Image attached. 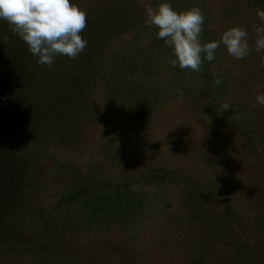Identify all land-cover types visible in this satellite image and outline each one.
<instances>
[{"label": "rangeland", "instance_id": "1", "mask_svg": "<svg viewBox=\"0 0 264 264\" xmlns=\"http://www.w3.org/2000/svg\"><path fill=\"white\" fill-rule=\"evenodd\" d=\"M71 2L87 46L51 66L0 20V162L26 174L0 196V264H264V51L172 68L145 26L161 0ZM170 2L201 9L202 42L252 45L264 10Z\"/></svg>", "mask_w": 264, "mask_h": 264}, {"label": "clouds", "instance_id": "2", "mask_svg": "<svg viewBox=\"0 0 264 264\" xmlns=\"http://www.w3.org/2000/svg\"><path fill=\"white\" fill-rule=\"evenodd\" d=\"M256 15L260 23L253 26L256 38L252 45L248 31L239 26L225 30L218 40L202 42L205 16L201 9L177 11L170 0L146 9L145 26L155 27L157 38L171 48L167 61L170 67L199 72L202 61L215 60L221 46L237 60L252 50L264 51V10L258 9ZM86 17L87 13L71 0H0V20L10 26L41 65L51 66L58 56L75 58L84 51L87 40L81 32ZM255 100L264 105V93H258Z\"/></svg>", "mask_w": 264, "mask_h": 264}, {"label": "trees", "instance_id": "3", "mask_svg": "<svg viewBox=\"0 0 264 264\" xmlns=\"http://www.w3.org/2000/svg\"><path fill=\"white\" fill-rule=\"evenodd\" d=\"M2 163L3 162H0V165H4ZM18 164L19 161H17V159H12L10 165L7 168L5 165L0 168V196L7 199L8 201L12 198L11 191L18 192L20 190L19 187H21L20 182L26 178L24 169L21 166L18 167ZM117 202L121 204L119 206L121 207L124 206L122 199L121 201H117ZM129 206L132 207V205ZM0 218H4V217L0 216ZM1 224L2 223H0V225ZM2 230H5L3 235H6L11 231V229L8 230L7 226L4 225L2 227Z\"/></svg>", "mask_w": 264, "mask_h": 264}]
</instances>
